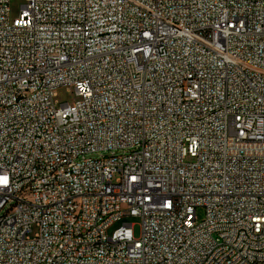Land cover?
<instances>
[{
	"label": "built area",
	"instance_id": "built-area-1",
	"mask_svg": "<svg viewBox=\"0 0 264 264\" xmlns=\"http://www.w3.org/2000/svg\"><path fill=\"white\" fill-rule=\"evenodd\" d=\"M11 1L0 264H264V0Z\"/></svg>",
	"mask_w": 264,
	"mask_h": 264
},
{
	"label": "rangeland",
	"instance_id": "rangeland-1",
	"mask_svg": "<svg viewBox=\"0 0 264 264\" xmlns=\"http://www.w3.org/2000/svg\"><path fill=\"white\" fill-rule=\"evenodd\" d=\"M25 4V0H12L10 3V16L11 20H14L19 17L21 12V7ZM56 100L58 103H68L74 104L77 101V97L75 94L68 88H63L57 91V98ZM197 217L199 221H203L205 217V212L203 209L197 210ZM124 224L133 225V231L135 237L138 238L141 233V220L135 217L124 218L123 220L119 221L115 225H113L110 230L109 234H113L119 228H121Z\"/></svg>",
	"mask_w": 264,
	"mask_h": 264
},
{
	"label": "bare ground",
	"instance_id": "bare-ground-1",
	"mask_svg": "<svg viewBox=\"0 0 264 264\" xmlns=\"http://www.w3.org/2000/svg\"><path fill=\"white\" fill-rule=\"evenodd\" d=\"M260 255H264V247L260 248Z\"/></svg>",
	"mask_w": 264,
	"mask_h": 264
}]
</instances>
